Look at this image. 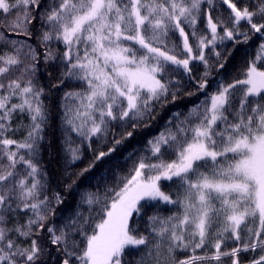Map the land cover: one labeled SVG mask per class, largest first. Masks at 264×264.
I'll return each instance as SVG.
<instances>
[{"label": "snow or ice", "instance_id": "snow-or-ice-1", "mask_svg": "<svg viewBox=\"0 0 264 264\" xmlns=\"http://www.w3.org/2000/svg\"><path fill=\"white\" fill-rule=\"evenodd\" d=\"M245 45L255 55L229 78ZM62 87L67 179L54 190L46 101ZM198 94L127 171L85 183ZM248 252L264 264V0H0V264H243Z\"/></svg>", "mask_w": 264, "mask_h": 264}, {"label": "trees", "instance_id": "trees-1", "mask_svg": "<svg viewBox=\"0 0 264 264\" xmlns=\"http://www.w3.org/2000/svg\"><path fill=\"white\" fill-rule=\"evenodd\" d=\"M244 2V0H241ZM247 54V56H246ZM255 55V47L249 48L247 45L239 48V51L234 53V56L229 59L228 64V72L229 78L235 76L238 70L243 65L246 58H252ZM43 71V70H42ZM215 79H219L218 76H215ZM50 77L47 72H44L43 77L41 78V83H49ZM66 90L63 87L57 91L55 89L52 90V94L49 95L48 100L46 101L52 107V125L49 131V142H51V147H45L42 153V160L45 168L50 173V181L52 188L55 190L57 185H60V189L62 190L64 181L67 179V176L64 173L63 160L57 156V149L59 146V115L60 109L58 107L60 102V96L63 91ZM199 95V94H198ZM203 99L202 95H199V99L196 96L193 97H185L182 100H179L176 104H169L164 109L160 110L157 119L152 122L151 127L147 129L138 130L137 134L131 140L127 141L124 147L118 149V151L108 160H106L103 164H98L97 167L93 170V175L96 179H92L90 181H86L85 183L95 184L97 179L102 174L103 170L106 169H114L116 171H127V168L130 167V164L126 161V157L129 152L133 150H141L145 144L147 139L151 138L154 135H157L160 131L163 130L166 121L171 117L172 113L175 111L186 112L188 108L192 107L193 103H199L200 100ZM18 123L14 121V125ZM25 123L27 120L25 118ZM24 135L23 132H18L16 134V138H21ZM90 159V153L85 154V158L82 162H79L75 168H69L68 171L71 173L72 171L78 170L79 168H83L87 165ZM111 175V173H108ZM68 203H73L72 197H68ZM254 254L251 252L241 253V257L243 260V264H248Z\"/></svg>", "mask_w": 264, "mask_h": 264}]
</instances>
